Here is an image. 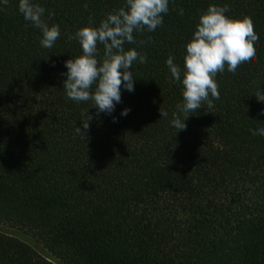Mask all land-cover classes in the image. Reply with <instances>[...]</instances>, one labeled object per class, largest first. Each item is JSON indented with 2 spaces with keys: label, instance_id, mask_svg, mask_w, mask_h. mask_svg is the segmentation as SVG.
Returning <instances> with one entry per match:
<instances>
[{
  "label": "trees",
  "instance_id": "1",
  "mask_svg": "<svg viewBox=\"0 0 264 264\" xmlns=\"http://www.w3.org/2000/svg\"><path fill=\"white\" fill-rule=\"evenodd\" d=\"M35 2L60 27L52 49L18 0L0 6V264H264V136L250 131L264 127L254 95L264 88V0H169L162 26L124 45L147 60L130 69L135 91L122 88L111 116L66 97L65 61L82 54L76 31L126 0ZM213 4L252 19L257 59L218 72L220 100L177 132L183 86L166 61L183 75L186 44Z\"/></svg>",
  "mask_w": 264,
  "mask_h": 264
},
{
  "label": "clouds",
  "instance_id": "2",
  "mask_svg": "<svg viewBox=\"0 0 264 264\" xmlns=\"http://www.w3.org/2000/svg\"><path fill=\"white\" fill-rule=\"evenodd\" d=\"M9 0H0V6H7ZM228 7L209 5L199 19L193 36L186 44L183 75L181 68L169 57L166 64L172 80L182 83L183 102L176 105L170 125L177 132L186 130V120L205 103L213 106V100H220L215 75L225 72L237 73L238 69L250 67L257 59L259 40L254 33L250 17L233 19L226 15ZM18 12L23 19L40 30V44L52 49L61 35L58 24L49 25L44 19L46 9L35 0H18ZM169 12V0H126L125 6L111 12L98 26L81 27L74 34L82 48V54L65 61L64 91L66 97L77 103L91 101L98 113L112 115L117 104L122 102V88L135 91L134 63L146 62L135 48L125 49V44L135 43L134 32H154L163 24V16ZM180 15L184 10L178 9ZM98 44L103 45L100 58ZM257 101L264 103V88L255 94ZM92 106V107H93ZM130 108H124L120 115L126 117ZM264 114V113H262ZM160 116L168 118L169 113L160 109ZM117 118L113 116V121ZM89 124L84 123L87 130ZM83 135L82 128L76 129ZM252 135L264 136V127L250 129Z\"/></svg>",
  "mask_w": 264,
  "mask_h": 264
}]
</instances>
